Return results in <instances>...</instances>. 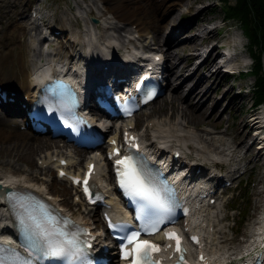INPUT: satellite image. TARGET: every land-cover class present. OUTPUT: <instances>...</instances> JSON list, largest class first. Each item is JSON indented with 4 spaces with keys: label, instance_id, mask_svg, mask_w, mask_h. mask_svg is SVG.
Returning <instances> with one entry per match:
<instances>
[{
    "label": "bare ground",
    "instance_id": "obj_1",
    "mask_svg": "<svg viewBox=\"0 0 264 264\" xmlns=\"http://www.w3.org/2000/svg\"><path fill=\"white\" fill-rule=\"evenodd\" d=\"M98 1L103 3V6L99 10L103 26L102 24H94V29L98 31L97 37L99 38V42L97 39L89 41L87 47L89 48L88 55H90V50L93 49V54L95 55L90 56L98 55L101 57V63H105L103 65L100 63V65L94 66L95 68H102L101 71L96 72L95 76L118 75L119 77H124L129 80L131 74L138 69V65L137 63L131 64L124 61V59L128 58L126 55H136L138 54V50L142 48H147L149 49V52H153V46L155 45L152 44L157 45V49L160 50L161 55L165 60V66L163 67L168 69L169 72H163V82L166 85L173 87L174 91L163 97L162 106L156 110L161 116H167L168 122L171 123V126L162 124L158 133L155 135L159 140L158 143L167 142L170 145L164 154L170 152L173 155L177 150L185 153L186 149L191 148V145L188 143L183 145V143L177 144L173 142L174 140L185 141L186 136L183 133L184 130L178 127L180 124L184 127L192 125L196 129L204 131V134H207V136L200 135V137H198L201 143H206L202 145V148L198 147L197 150L199 152H210L217 155H227L228 152V155H233L234 153L245 149V152L241 157V159H243L244 157H247L248 152L256 148V145L264 143V111L262 113L259 112L261 113L259 117L249 119L251 115H247L246 113L250 109L249 106H247L246 96L243 95V93L232 96L227 104V107H239L238 112L240 113V121L242 123L241 127H238L237 132L234 134L228 129L221 131L220 122H214L204 118L207 114L206 109L208 104L213 102L214 99L205 103L201 101L202 97L197 103H193L192 101L186 102L188 97L193 99L196 94L200 95V93H198L199 88L205 84L207 80L214 81V79L220 77H224L225 79L223 67L220 65V62H218L219 58L224 55V52L220 49L221 45L219 44L220 41L218 39L221 36L218 20L222 19L223 16L219 15V13L210 17L206 16V13L213 9V4H211V6H206L207 4L205 3V0H176L175 2L162 0L164 4L166 3V6L161 14L156 10V7H154L153 0H92V4L94 5ZM184 6H186V9H181V7ZM34 11H37V8L34 9ZM173 11H176L178 18L185 19L182 24H179L177 27L173 25L171 31H167V26L161 24V21L165 20ZM23 19L24 20L22 21H19L18 19L16 21L17 23L12 27L13 31H17L18 28L21 30L20 32L17 31L20 51L11 58V65L5 73L0 64V86H2V90H7L15 98L14 103L10 101H0V138L8 141L10 139L12 140V142L9 143H0V156H6L18 160L29 157L30 163L33 164V155L38 153L42 148H50L52 146L66 148L67 146L70 147L71 144L64 143L61 145L58 139L51 140L44 136L38 138L25 131L10 130L5 125V122L7 121L2 115L1 110L12 115L19 114L21 115V118H23L25 111L23 104H26V106L31 104V98L35 97L37 91V84H39V82L48 74V72L45 71L46 66L50 68L53 74H56V66H58V63L60 62H63L66 66H71V63L73 64L76 57L79 55V60L81 62L86 61L84 66H89V64H91V58L83 53H79L77 49L78 44L76 43V40L71 39V32L68 29L55 27L53 24L47 23L45 20L33 18L30 14L26 15ZM176 19L177 17H173L171 19V24H173ZM211 21H214L215 25L210 28L205 27V23ZM190 25H193L191 27L192 29L204 28L203 32L206 33V36L202 38V32L196 31L187 38L189 41L188 43L180 44L179 41L182 36L178 37V35ZM229 25L231 24L226 23L223 28L227 31V35L225 36L228 37V40H231L238 36V33L237 31H233ZM150 28L154 30V32H152L154 43L150 40L148 43H145L143 47L137 46L136 40L138 41L139 37H144V40L145 37H147L146 35L151 33ZM57 29L61 30V35L53 37L54 32ZM43 30L50 32L49 37L54 38L53 40L57 41L59 39V48L54 47L53 40H47L49 38L47 35H43ZM109 30H115L119 33V42L116 43V45H113L114 42H110L112 39L111 36L108 37L104 34L108 33ZM123 31L129 34H137L138 39H134L126 33L123 34ZM209 42H212L211 47L207 46L205 53H203L202 48ZM44 44L48 45V50L46 52L43 49ZM121 49H124L126 54H121ZM181 49L182 51H187V53L180 54ZM108 52H112L113 55L111 56ZM154 53L160 54L157 51ZM200 56L203 58L201 62L196 65L194 61L201 58ZM242 57H246L244 51L235 54L236 61H240ZM72 66L75 69L76 64L74 63ZM207 68L210 71L209 74L198 78L193 85L187 87L190 78L195 77L198 71ZM68 69L70 70V68ZM80 71L81 67L75 69L74 72L76 73ZM232 89L233 87L226 90L224 96H222V100L232 94ZM209 90L210 88L207 89L203 95L207 94ZM8 97H10L9 94ZM158 98H156V100ZM156 100L149 103L147 106H151ZM227 107L225 109H227ZM216 108L217 105L214 106L212 111L214 112V109ZM212 111L208 113L209 116ZM223 112H221V114ZM177 116L181 117L184 122H180V124L174 123L172 120ZM12 121L14 120H10L9 122L11 123ZM130 124L132 123L130 122ZM22 125L23 123L18 125L20 129L22 128ZM203 126H206L207 128H203ZM253 131H255V136L257 134L262 135L260 142H258L257 137L253 136ZM249 138L252 139L251 142L248 141ZM152 143H154V141ZM172 146L176 148H171ZM74 151L78 155H83L85 149L76 148ZM263 155V146H258L256 158L261 160ZM54 156H58L56 160L54 159ZM40 158L43 160L42 163H52L55 165L57 167V173L59 172V167H61V158H67L69 160V165L66 168H62H65L69 172L74 171V168L79 171L81 170L80 162L76 161L71 155L64 156V154L58 155L57 153H46ZM90 161L91 159L86 161V168ZM106 161L107 159L97 162L98 177L101 184L106 188L107 193V197L104 199L105 205L102 206V210L103 212H108L109 214L116 216L114 212L123 211V207L120 204L119 198L115 196V186L111 185V183L103 182L102 177L106 169ZM180 161L185 162L183 157L180 158ZM7 164L10 166L11 162H8ZM186 164L187 166H190V175L192 178L198 177V174H196L197 169H200L199 175H202L205 171L206 164L203 160L198 161L196 159H191L189 162H186ZM219 164L220 163L216 161L213 165L217 166ZM13 167L3 170L4 165L0 166V229L1 235L4 236L12 235L14 228L4 201L5 191H2L1 188L5 186H8L9 188L29 187L40 194H48L46 189L41 185L31 183L25 176L17 175L16 173L20 171L21 168L15 165ZM106 173V175L113 180L111 169ZM216 179L221 180L218 174H215L212 178L208 179L209 182L207 183L208 186H206L205 191L210 192L214 188L213 185H210V182H213ZM190 184H192V180L190 181ZM198 187L201 186L199 185ZM51 198L54 202L61 205L56 198ZM211 207L212 206H206L200 209L191 221V224H194V228L201 229L204 241L206 242V249H208L210 241L213 242L216 240L214 237L215 224L208 214H204L205 210ZM66 211L73 214L69 209ZM76 217L81 222L90 225L83 216L79 215ZM99 223L100 226H102V220L99 221ZM253 227L254 229L247 245L243 244L241 249L234 252L227 251L223 254L215 256L211 255V258L220 264H236L238 258L246 254H251L253 251H259L264 254V211L259 217H257ZM95 233L97 235L96 240L100 241L103 232L95 230ZM159 237L161 236L159 235ZM113 253L114 252L111 250L109 254L114 255Z\"/></svg>",
    "mask_w": 264,
    "mask_h": 264
},
{
    "label": "rangeland",
    "instance_id": "obj_2",
    "mask_svg": "<svg viewBox=\"0 0 264 264\" xmlns=\"http://www.w3.org/2000/svg\"><path fill=\"white\" fill-rule=\"evenodd\" d=\"M171 2H175L176 0H167ZM206 6H211L213 4V9L206 13L207 17L213 16L216 13L224 16V0H205ZM153 5L156 7V10L161 14L163 13L166 3L164 4L162 0H153ZM103 6L101 1H98L96 4H92V0H0V64L4 70V73L8 70V67L11 65V58L16 55L17 52L20 51L19 47V38L18 32L21 30L18 28L17 31H13L12 27L17 23L16 21L24 20L23 18L32 14L33 10L36 7H40L42 9V13L47 21V23L53 24L55 27H63L68 29L71 34L70 37L73 40H76L78 44L79 53H83L84 55L88 52L87 44L91 40V36L95 39H99L97 36L98 31L94 29V24L90 17L93 15L101 20L100 18V8ZM92 7V8H91ZM181 9H186V6L181 7ZM151 12V11H150ZM173 17H177L175 22L171 24V19ZM185 18H178V14L176 11H173L171 15H169L165 20L161 21V24L167 26L166 30L171 31L172 26L177 27L179 24H182ZM226 23H230L229 27L233 31H237L238 36H241L243 41L246 43V51L244 54L246 57H249V43L248 40L243 33L241 26L233 20H227ZM225 23V25H226ZM102 22L95 24L101 25ZM103 26V24H102ZM193 25H190L185 30L181 31L178 37L180 39V44L188 43V37L195 33L196 31L202 32L201 37L206 36V33L203 32L204 28L192 29ZM129 28V27H128ZM236 28V29H235ZM240 28V29H239ZM151 33L147 34L145 37H141L142 40L137 41L140 45L148 43L150 40L154 43L152 39V32L154 30L150 28ZM221 36L218 38L219 41L225 42V44H229L227 31L225 29H220ZM43 33H47L46 30H43ZM126 32L123 31V34ZM105 36H111V43H118L119 33L115 30H109L108 33H104ZM128 34V36L132 38H137V34ZM61 35V30L57 29L54 32V36ZM225 36V37H224ZM222 37V38H221ZM48 41L53 40L48 36ZM45 40V41H47ZM54 47L59 48L60 42L59 39L53 40ZM221 45L222 43L219 42ZM153 48L156 49L157 52L161 53L160 50L157 49L156 44ZM212 42H209L207 46H211ZM205 46V49H207ZM43 47H47V44H44ZM224 51L222 48H220ZM10 50V51H9ZM93 49H91L92 51ZM123 52L124 49H122ZM96 51V50H95ZM187 53V51L180 50V54ZM205 53V52H203ZM18 54V53H17ZM201 57V56H200ZM203 57L196 59L194 62L197 65L201 62ZM250 58V57H249ZM252 59H249L251 62ZM85 62V61H84ZM84 62L82 64H84ZM210 71L207 69L200 70L197 72L195 77L190 78V81L187 85L191 86L195 83V80L198 78L209 74ZM224 77H220L218 79H214V81L207 80L205 84H203L200 88L196 96L191 99L188 97L186 102L192 101L193 103H197L202 97V102H209L211 99H214L213 102L207 103V114L205 115L206 120H212L214 122H220V130L232 131L233 134L237 132V128L241 127L240 121V113L238 112L239 107H227L228 102L231 97L234 95H238L243 93L246 96L247 106H249V111L246 113L247 115H251L249 119L254 115V113H259L263 110V105L259 106L252 110V104L254 102V93L253 88L250 91V87L255 84V76L254 74H241L239 75H231L230 73L224 72ZM232 89V94L222 100V96H224L226 90L228 88ZM209 92L205 95L204 92L209 89ZM246 88V90H243ZM187 90V88H186ZM172 91H174L173 87L170 85L167 86L163 95L159 96L154 104L151 106H146L143 110H141L135 119H133V125L137 126L138 132L143 136L145 141L152 142L155 139V135L158 133L160 126L162 124L171 126V123L168 122L167 116H161L160 113H157L156 110L160 108L163 104V97L169 95ZM249 91V92H248ZM186 105V103H185ZM217 105V108L212 109ZM227 107V109H225ZM225 109V110H224ZM209 116L208 113L211 112ZM224 111V112H223ZM2 115L6 118L5 125L8 129L13 131L21 130L27 133H30L34 137H47L51 140H56L55 138H51L49 135L44 134H35L29 130H22L18 126L21 122V115L15 114L12 115L10 113H5L2 111ZM221 112H223L221 114ZM10 120H14L11 123ZM176 124H180V122H184V120L177 116L172 120ZM17 123V124H16ZM107 126L111 123L107 120ZM178 127L182 128L184 131V135L186 136L184 140H174L173 142L179 144L186 143L191 145V148L186 149V153L189 155L185 160L196 159L198 161H202L206 164L205 171L210 173L212 171L218 172V174L223 177V181L221 180V184H225V182H231L229 187H226L223 190V186L220 188L214 189L216 191L214 197H217V201L213 203L211 208L205 210L204 214H208L211 218L214 225V237L215 241L209 243L208 251L213 255L223 254L227 251L234 252L238 249H241L243 244L251 238L254 223L257 217L264 211V155L261 160L256 158L257 153V145L254 150L247 153V157L243 156L245 149L243 151H239L234 153L233 155H217L215 153L210 152H199L198 147L202 148V145L206 143H201L198 137L200 135L207 136L204 134L205 132L196 129L194 126L184 127L181 124ZM206 126H203V128ZM207 128V127H206ZM23 132V133H25ZM253 136H255V132H252ZM62 144H64L63 140L58 139ZM249 142L252 141L251 138L248 139ZM9 143L12 142L10 139L4 140L0 138V143ZM76 148L74 146H67L66 148L61 147H50V148H42L38 153L33 155V164L30 163L29 157L25 159H14L6 156H0V166L4 165V169L6 170L14 165L21 168L18 171L17 175H22L28 178L31 183L41 185L46 189L50 197L56 198L61 205L67 210L69 209L76 216H83L93 227L94 230L100 229L99 221L102 220V225L104 224L101 211L95 210L93 208L88 207L85 203L78 201V196L76 195V189L70 184L67 179H61L57 177V169L55 165L52 163H42V159L40 157L44 156L46 153H57L58 155L64 154V156H73V158L80 162L82 169L85 168L86 159L84 155H78L75 153ZM82 149V148H80ZM97 151H101V149H97ZM56 159L58 156H54ZM202 159V160H201ZM218 161L220 164L214 166L213 164ZM11 162L9 166L7 163ZM110 164L107 162L106 169L103 175V181L107 183H112V180L109 176H107L106 172L109 171ZM104 167V168H105ZM14 168V167H13ZM213 168H217L216 170ZM200 171V169L198 170ZM245 195V200H242L240 204V208L243 213L239 215L237 210H232L233 205H237L239 201V197ZM252 209L250 215L245 217L247 222L244 224V228L241 229L243 225L242 220L244 214L248 213V210ZM223 219V220H222Z\"/></svg>",
    "mask_w": 264,
    "mask_h": 264
},
{
    "label": "snow or ice",
    "instance_id": "obj_3",
    "mask_svg": "<svg viewBox=\"0 0 264 264\" xmlns=\"http://www.w3.org/2000/svg\"><path fill=\"white\" fill-rule=\"evenodd\" d=\"M159 59V57H157ZM153 93H149L151 98ZM130 114V113H129ZM135 138H133L134 140ZM127 140V137H126ZM135 146V145H134ZM119 155V149L109 154ZM87 177L81 181L74 177V183H83L84 192L91 200L89 190V178L91 177L94 166L89 165ZM117 181L122 191L130 198L137 200V219L141 221V228L133 230L122 237V252L124 259H132V264H163L153 259L154 255L161 251L159 245L149 240H141L142 235H154L159 231L158 226L165 221L171 213V208L161 189L158 188L150 177H148L139 162L133 156H124L115 161ZM61 176L64 173H60ZM14 196L15 194H11ZM27 226L32 230L33 235L39 241L40 253L45 258L61 259L65 264H85L84 248L81 247L79 236L85 230L79 229L74 222L66 217L57 218L45 211L42 216H37L33 212L26 210ZM20 223H25L21 218ZM110 227L111 221H109ZM72 225L76 230L69 231L68 226ZM127 227V226H124ZM90 235V233H89ZM167 239L176 241V252L180 254L181 264H187L184 259L185 249L182 247V238L176 233H165ZM193 239L199 243L198 238ZM90 247L89 245H86ZM203 260V257H201ZM0 264H5V258H0Z\"/></svg>",
    "mask_w": 264,
    "mask_h": 264
},
{
    "label": "trees",
    "instance_id": "obj_4",
    "mask_svg": "<svg viewBox=\"0 0 264 264\" xmlns=\"http://www.w3.org/2000/svg\"><path fill=\"white\" fill-rule=\"evenodd\" d=\"M223 9L226 16L241 26L249 43V52L253 56L255 87L253 89L254 101L257 104L264 103V0H224ZM245 195L239 197L237 205L232 210H237L239 215L243 213L240 208ZM244 214L241 229L247 222L245 217L251 212Z\"/></svg>",
    "mask_w": 264,
    "mask_h": 264
},
{
    "label": "water",
    "instance_id": "obj_5",
    "mask_svg": "<svg viewBox=\"0 0 264 264\" xmlns=\"http://www.w3.org/2000/svg\"><path fill=\"white\" fill-rule=\"evenodd\" d=\"M92 20L94 23H99V19L96 17H92ZM263 60H264V55H263Z\"/></svg>",
    "mask_w": 264,
    "mask_h": 264
}]
</instances>
